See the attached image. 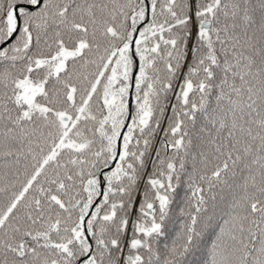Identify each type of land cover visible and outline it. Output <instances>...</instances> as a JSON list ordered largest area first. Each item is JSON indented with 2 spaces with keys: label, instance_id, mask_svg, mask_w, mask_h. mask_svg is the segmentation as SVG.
<instances>
[{
  "label": "snow or ice",
  "instance_id": "obj_1",
  "mask_svg": "<svg viewBox=\"0 0 264 264\" xmlns=\"http://www.w3.org/2000/svg\"><path fill=\"white\" fill-rule=\"evenodd\" d=\"M0 264H264V0H0Z\"/></svg>",
  "mask_w": 264,
  "mask_h": 264
}]
</instances>
